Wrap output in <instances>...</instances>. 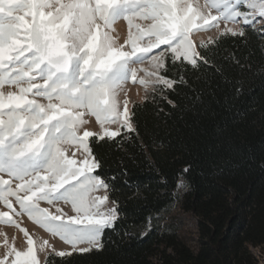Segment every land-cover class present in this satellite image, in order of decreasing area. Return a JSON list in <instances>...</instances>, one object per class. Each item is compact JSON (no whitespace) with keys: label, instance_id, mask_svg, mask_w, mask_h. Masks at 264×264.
I'll list each match as a JSON object with an SVG mask.
<instances>
[{"label":"snow or ice","instance_id":"obj_1","mask_svg":"<svg viewBox=\"0 0 264 264\" xmlns=\"http://www.w3.org/2000/svg\"><path fill=\"white\" fill-rule=\"evenodd\" d=\"M256 15L264 18V0H205L195 6L190 0H0V203L70 246L56 252L59 257L100 250L119 211L110 184L97 172L101 165L89 138L115 139L122 128L135 130L127 100L120 110L124 85L131 80L151 84L154 92L171 89L176 81L167 76L166 60L174 69L185 62L198 68V58L208 62L196 51L193 33L224 22L221 37L236 36L227 24L251 25ZM121 20L128 26L124 44L113 36ZM137 20L151 23L145 29ZM145 61L154 71L134 67ZM139 71L152 79L137 80ZM88 116L95 117L100 133L85 127ZM110 124L120 127L110 131ZM77 151L79 160L72 158ZM100 191L104 195H96ZM0 222L27 238L26 250L12 247L0 264L8 256H14L10 264H39L28 231L8 212H0ZM46 247L52 246L44 240L39 251Z\"/></svg>","mask_w":264,"mask_h":264},{"label":"trees","instance_id":"obj_2","mask_svg":"<svg viewBox=\"0 0 264 264\" xmlns=\"http://www.w3.org/2000/svg\"><path fill=\"white\" fill-rule=\"evenodd\" d=\"M243 32L201 47L208 62L198 68L166 60L176 83L133 106L135 130L90 138L119 217L100 250L51 254L47 264H258L264 35Z\"/></svg>","mask_w":264,"mask_h":264},{"label":"rangeland","instance_id":"obj_3","mask_svg":"<svg viewBox=\"0 0 264 264\" xmlns=\"http://www.w3.org/2000/svg\"><path fill=\"white\" fill-rule=\"evenodd\" d=\"M190 2L193 4V6H195L197 3L201 5L204 4L205 0H190ZM241 10L246 11L247 10L246 6L241 7ZM212 14L213 15L216 14L215 10H212ZM118 23H119L118 30L114 31L113 36L116 38L118 44H124L125 40H127L128 38V26H127L126 21H123V20L118 21ZM135 23H138L141 26V28L146 29L148 25L151 23V21L137 20L135 21ZM234 24L235 25L233 24L231 25V23H228L227 27L232 28L237 33H239L241 29H245V28L254 29L255 31L264 35V18L259 17L258 15H256L255 20L253 21L251 25H244L242 20H239V22H235ZM225 27L226 26L224 22H221L219 28H212L208 31H203L204 33L208 34L209 39H203V40L198 39L199 41L196 40L195 42L196 51L200 53L201 42L203 41L204 44H207V43L214 41L216 38H218L221 35V32L225 29ZM133 31L135 32V30ZM193 35L194 33L192 34V36ZM192 36H191V39H192ZM161 47L163 48L164 46H161ZM125 50H130V46L126 45ZM153 51L158 52L160 50L154 49ZM134 67L143 68L144 70L149 71V72L154 71V69L151 67V64L148 61H145L144 64L142 65H134ZM140 78L145 79L146 82L152 79L151 77L146 76L144 71H139L137 73V80H139ZM142 90H143V94H142L143 100L141 102H144L146 98L153 92V86L151 84H148L146 88L144 85H141L138 82H132L130 80L128 83L124 85V90L120 93V96H119V100L121 102V108H120L121 112L123 111L125 100L127 101L131 100L133 103V106L136 103H141L136 98V95H137V92L140 93V91ZM129 115L131 116V114ZM86 119L92 122L91 123L92 132L100 133L102 131L100 129L99 124L96 122L95 117L88 116L86 117ZM105 127H107L110 131H115L117 128L120 127V124H110V125H106ZM72 151L73 149L70 148L68 154L71 155ZM72 158L77 159V160L81 159L80 153L77 151L76 156ZM4 179H8V177L5 175ZM12 186L15 187V183H13ZM96 195L102 196L104 195V192L103 191L97 192ZM60 206L69 215L72 214L70 206L63 205V204ZM109 206H111V204ZM13 207L19 210V206L15 204L14 198H13ZM41 207H49V206L46 203H42ZM0 212H8L9 215H13V218L16 219L17 223H19L22 228L26 229L28 233L33 237L34 241L36 242L37 258L39 260V264H46V260L49 255L51 254L56 255V252H58V250H61V249L57 250L56 248H54L55 251H53V249L50 250L46 247L44 251H39V244L42 241L47 240L49 244H52L53 241H55V242H59L61 246H68L67 244L60 241L59 238H54V237L52 238L49 233H47L46 231L41 229L39 226H37L34 222H32L27 217V215H21L19 217H15L14 214L11 212V210L7 209L2 203H0ZM26 239L27 238L24 236V233L21 232L19 228L15 227L14 225H9V224L0 222V259H4L5 255L7 254V252L11 250L12 247H15L17 250H21V251L26 250L27 249ZM66 251H71V249L66 250ZM252 251L254 255L256 256V258L258 259V264H264V249L261 247H258V248H253ZM13 259H14V256H8L5 264H10V261Z\"/></svg>","mask_w":264,"mask_h":264},{"label":"bare ground","instance_id":"obj_4","mask_svg":"<svg viewBox=\"0 0 264 264\" xmlns=\"http://www.w3.org/2000/svg\"><path fill=\"white\" fill-rule=\"evenodd\" d=\"M231 23V25H235L233 22H229ZM118 25L119 23L117 22L115 25H114V28H115V31L118 30ZM222 31V30H221ZM198 39L200 40H203V39H209L208 38V34L207 33H204V32H195L194 35L192 36V40L194 42V45L196 44V40L199 41ZM142 94H143V90L140 91V93L137 92V95H136V98L141 102L143 100V97H142ZM127 108H128V112L129 114H131V111H132V108H133V103L131 100H128V103H127ZM89 121V120H88ZM92 122L89 121V123L85 126L87 127V129L89 131H91V124ZM52 237V236H51ZM50 238V237H49ZM53 238V237H52ZM51 239V238H50ZM52 240V239H51ZM52 247L51 248H48V249H53V248H56L57 250L58 249H61V250H58V251H66V250H70V246H61V244H59V242H55L53 241L52 244H50ZM62 247V248H61ZM83 247V246H82Z\"/></svg>","mask_w":264,"mask_h":264}]
</instances>
